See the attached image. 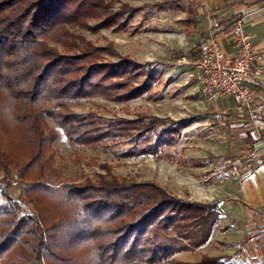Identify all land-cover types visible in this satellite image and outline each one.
<instances>
[{
  "label": "trees",
  "instance_id": "obj_1",
  "mask_svg": "<svg viewBox=\"0 0 264 264\" xmlns=\"http://www.w3.org/2000/svg\"><path fill=\"white\" fill-rule=\"evenodd\" d=\"M121 6L113 11L106 0H0V162L28 181L26 200L36 211L20 214L0 182V264L217 262L207 256L194 263L173 259L209 240L220 215L217 203L114 175L106 165L95 179L70 180L53 147L58 133L47 117L71 145L107 148L108 141L126 138L131 147L123 154L129 155L153 138L156 117L105 119L74 110L82 99L118 100L149 88L146 80L132 86L143 73L134 61H100L106 48L75 32L125 28L137 7ZM177 128H165L154 147L140 152L167 144Z\"/></svg>",
  "mask_w": 264,
  "mask_h": 264
},
{
  "label": "rangeland",
  "instance_id": "obj_2",
  "mask_svg": "<svg viewBox=\"0 0 264 264\" xmlns=\"http://www.w3.org/2000/svg\"><path fill=\"white\" fill-rule=\"evenodd\" d=\"M106 2L113 11L121 5L137 7V10L123 29L99 27L88 30L77 27L75 32L96 46L106 48L99 54L100 61L115 63L125 57L134 61L143 73L138 75L132 86L146 80L149 88L142 94L123 96L118 100L100 96L82 99L74 110L80 113L94 111L105 119L139 116L148 122L150 117H156L159 121L151 131L152 146L156 145L155 138L165 128L177 125L178 131L171 132L173 139L167 144L158 146L156 150L152 148L154 152L151 149L140 152L142 146L150 147L148 141L137 147V154L124 155L123 152L131 147L126 138L108 141L107 148L71 145L62 129L47 117L49 126L58 133L53 147L63 158L66 177L70 180L95 179L97 173H104L102 165H106L114 175L153 181L183 198L229 197L225 188L230 193L242 174V171L234 169V166L238 167L235 163L244 165L251 162L246 154H240L248 143L244 139L239 140L236 134L242 123L238 101L229 96L204 93L196 78L193 61L198 57L199 44L194 35L196 27L192 26L190 18L194 16L197 19L200 15L197 6L191 0ZM148 72L150 78L147 77ZM239 108L243 111L241 113L252 118L254 112H248L240 105ZM0 182L8 185L20 214L36 212L26 200L24 185L28 181L21 180L16 169L7 170L0 162ZM3 201L5 199L0 196V202ZM183 252L186 254H181ZM183 252L175 254L173 259L184 262V259H195L201 255L196 249Z\"/></svg>",
  "mask_w": 264,
  "mask_h": 264
},
{
  "label": "crops",
  "instance_id": "obj_3",
  "mask_svg": "<svg viewBox=\"0 0 264 264\" xmlns=\"http://www.w3.org/2000/svg\"><path fill=\"white\" fill-rule=\"evenodd\" d=\"M191 1L200 14L197 19L194 16L190 18L192 26L196 27L194 35L199 46L211 29H226L236 17L244 15V31L261 56L264 68V0ZM247 109L254 112L251 119L241 113L243 111L238 105L242 123L236 134L239 140L244 139L248 143L240 154H246L251 162L244 165L235 163L238 167L234 166V169L242 171V174L230 193L225 188L229 197L192 199L217 203L220 215L209 240L196 249L201 255L195 259H184V262H197L202 256H207L216 257L215 264H264V73L254 87L253 99Z\"/></svg>",
  "mask_w": 264,
  "mask_h": 264
},
{
  "label": "built area",
  "instance_id": "obj_4",
  "mask_svg": "<svg viewBox=\"0 0 264 264\" xmlns=\"http://www.w3.org/2000/svg\"><path fill=\"white\" fill-rule=\"evenodd\" d=\"M245 19L242 15L226 29H211L201 41L193 63L204 93L233 97L240 107L247 109L264 68L261 56L244 31Z\"/></svg>",
  "mask_w": 264,
  "mask_h": 264
}]
</instances>
